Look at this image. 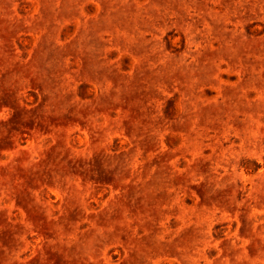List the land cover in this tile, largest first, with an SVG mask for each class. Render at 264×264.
I'll return each mask as SVG.
<instances>
[{"label":"rangeland","instance_id":"rangeland-1","mask_svg":"<svg viewBox=\"0 0 264 264\" xmlns=\"http://www.w3.org/2000/svg\"><path fill=\"white\" fill-rule=\"evenodd\" d=\"M0 264H264V0H0Z\"/></svg>","mask_w":264,"mask_h":264}]
</instances>
